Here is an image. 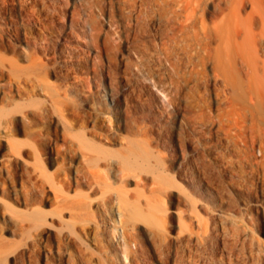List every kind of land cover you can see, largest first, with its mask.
Wrapping results in <instances>:
<instances>
[{
	"label": "rangeland",
	"instance_id": "obj_1",
	"mask_svg": "<svg viewBox=\"0 0 264 264\" xmlns=\"http://www.w3.org/2000/svg\"><path fill=\"white\" fill-rule=\"evenodd\" d=\"M252 1L0 0V264H264Z\"/></svg>",
	"mask_w": 264,
	"mask_h": 264
},
{
	"label": "bare ground",
	"instance_id": "obj_2",
	"mask_svg": "<svg viewBox=\"0 0 264 264\" xmlns=\"http://www.w3.org/2000/svg\"><path fill=\"white\" fill-rule=\"evenodd\" d=\"M252 4H253V7L255 8V7H256V2H255V0L252 1ZM260 15L263 16V14H260ZM28 20H30V22H34V20H32V19H28ZM37 22H38V21H37ZM39 22H40V21H39ZM32 35H33V34H32ZM14 36H15V35H14ZM34 42H36V41H34ZM42 42H43V41H42ZM42 46H43V45H42ZM38 47L41 48V46H38ZM40 66H41V65H40ZM115 172H116L117 174H121V170L118 169V168H115ZM211 251H212V250H211ZM189 252H190V251H189ZM201 253H202V252H201ZM206 253H207V252H206ZM208 254H210V253H208ZM201 255H203V254H201ZM199 256H200V255H199ZM208 256H209V255H208ZM194 257H195V258H196V257L199 258L197 255L194 256ZM210 257H211V256H210ZM211 258H212V257H211ZM199 259H201V258H199ZM210 260H211V259H210ZM181 261H182V260H181ZM190 261H191V260H190ZM192 261H193V260H192ZM195 261H196V260H195ZM195 261H194V262H195ZM203 261H207V260H206V257H205V259H204ZM203 261H202V263H203ZM212 261H215V260H212ZM222 261H223V260H221L220 262L218 261V262L221 263ZM177 262H178V261H177ZM194 262H193V263L191 262V263L194 264ZM224 262H225V261H224ZM224 262H223V264H226V263H224ZM191 263H190V264H191ZM202 263H201V264H202ZM214 263L216 264L217 262H214ZM219 263H218V264H219ZM177 264H179V263H177ZM196 264H198V263H196ZM204 264H205V262H204Z\"/></svg>",
	"mask_w": 264,
	"mask_h": 264
}]
</instances>
